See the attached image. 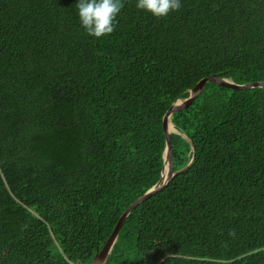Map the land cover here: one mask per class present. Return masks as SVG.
Segmentation results:
<instances>
[{"label":"trees","instance_id":"obj_1","mask_svg":"<svg viewBox=\"0 0 264 264\" xmlns=\"http://www.w3.org/2000/svg\"><path fill=\"white\" fill-rule=\"evenodd\" d=\"M77 0H0V264H91L161 180L165 115L203 79L264 82V0H123L96 39ZM172 170L106 264H264V89L207 83L173 114Z\"/></svg>","mask_w":264,"mask_h":264},{"label":"water","instance_id":"obj_2","mask_svg":"<svg viewBox=\"0 0 264 264\" xmlns=\"http://www.w3.org/2000/svg\"><path fill=\"white\" fill-rule=\"evenodd\" d=\"M215 83L217 85L234 89V90H251V89H257V88H262L264 89V82H257V83H252V84H246V85H239L234 83L231 79L227 78H219L217 76H211L208 78L203 79L200 83H198L190 92V95L188 98H183L177 100L171 107V109L167 112L165 115V132H166V139H167V144H166V149L164 153V169L162 172V177L161 180L156 184L151 190H149L146 194H144L141 198H139L135 203H133L128 210L123 214L121 217L120 221L118 222L115 230L111 234L109 240L105 244L103 250L97 254V256L93 259L91 264H106L107 260L113 250V247L115 243L117 242L118 236L120 234V231L128 218V216L131 214V212L137 208L142 202L146 201L148 198H150L152 195L155 193L159 192L162 190L166 185H168L173 178L178 176L181 173H184L191 165L189 163L185 168L178 170L177 172H174L172 170V163H173V153H172V140H171V135L172 134H177V135H182L177 129V131L172 132V126L175 127V125L172 122L173 114L184 110L188 107H190L199 97V95L203 92L205 86L207 83ZM176 128V127H175ZM185 137V135H182Z\"/></svg>","mask_w":264,"mask_h":264},{"label":"clouds","instance_id":"obj_3","mask_svg":"<svg viewBox=\"0 0 264 264\" xmlns=\"http://www.w3.org/2000/svg\"><path fill=\"white\" fill-rule=\"evenodd\" d=\"M181 0H136V7L155 17H166L180 10ZM76 7L81 26L89 36L100 39L111 35L116 28L123 0H77Z\"/></svg>","mask_w":264,"mask_h":264},{"label":"bare ground","instance_id":"obj_4","mask_svg":"<svg viewBox=\"0 0 264 264\" xmlns=\"http://www.w3.org/2000/svg\"><path fill=\"white\" fill-rule=\"evenodd\" d=\"M172 132H175V131H177L176 130V128L174 127V126H172V130H171Z\"/></svg>","mask_w":264,"mask_h":264}]
</instances>
